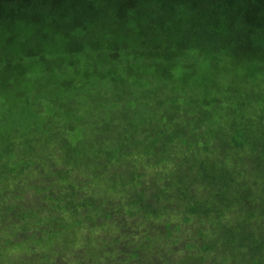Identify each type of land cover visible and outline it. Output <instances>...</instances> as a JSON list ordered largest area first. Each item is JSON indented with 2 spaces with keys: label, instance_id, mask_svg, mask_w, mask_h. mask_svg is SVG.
I'll use <instances>...</instances> for the list:
<instances>
[{
  "label": "trees",
  "instance_id": "16d2710c",
  "mask_svg": "<svg viewBox=\"0 0 264 264\" xmlns=\"http://www.w3.org/2000/svg\"><path fill=\"white\" fill-rule=\"evenodd\" d=\"M0 264H264V0H0Z\"/></svg>",
  "mask_w": 264,
  "mask_h": 264
},
{
  "label": "rangeland",
  "instance_id": "374dc122",
  "mask_svg": "<svg viewBox=\"0 0 264 264\" xmlns=\"http://www.w3.org/2000/svg\"><path fill=\"white\" fill-rule=\"evenodd\" d=\"M0 124H2V123H0Z\"/></svg>",
  "mask_w": 264,
  "mask_h": 264
}]
</instances>
